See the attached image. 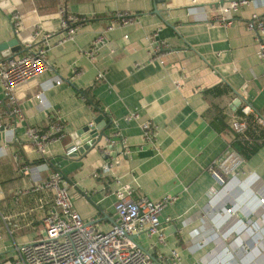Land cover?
<instances>
[{"label": "crops", "instance_id": "crops-1", "mask_svg": "<svg viewBox=\"0 0 264 264\" xmlns=\"http://www.w3.org/2000/svg\"><path fill=\"white\" fill-rule=\"evenodd\" d=\"M195 1L0 0V46L14 38L20 44L16 54L0 56H20L26 46L35 51L47 42L51 67L25 92L22 120L11 131L2 129L11 117L0 86V264H22L18 246L43 233L42 218L51 203L31 188L51 171L61 174L84 221L102 232L111 228L119 185L99 173L106 150L116 161L111 176L132 189L133 199L177 198L161 213V219L171 220L163 223V243L146 235L136 238L154 260L174 250L181 264H264V143L223 187L207 170L232 148L228 117L244 104L264 116V63L246 28L252 15L264 19V2L242 8L224 28L203 20L218 0ZM60 9L86 17L71 41H60ZM116 12L136 20L104 32ZM15 13L21 24L17 35L10 20ZM34 23L39 36L31 30ZM155 32L167 49L150 59L148 36ZM102 33L105 43L90 59L83 52ZM98 73H103L100 80ZM37 84L42 103L31 97ZM100 112L105 137L79 154L70 147L71 136ZM130 114L136 118L126 121ZM56 115L65 137L50 144L43 159L26 140L24 127L44 132L48 118ZM145 124L154 134L150 140ZM106 139L113 141L108 147ZM15 152L37 181L18 174ZM229 208L232 214L226 213ZM12 224L17 228L10 233Z\"/></svg>", "mask_w": 264, "mask_h": 264}, {"label": "built area", "instance_id": "built-area-1", "mask_svg": "<svg viewBox=\"0 0 264 264\" xmlns=\"http://www.w3.org/2000/svg\"><path fill=\"white\" fill-rule=\"evenodd\" d=\"M259 2L264 0H218L214 8L204 13L203 20L209 26L227 28L232 25L235 16L242 8ZM192 3L195 4L196 1L192 0ZM10 20L14 34H19L21 28L19 14H13ZM135 20L136 16L127 12L113 13L104 32L113 30L115 26L131 24ZM85 21L86 17L60 9L59 29L64 34L60 41L73 40ZM38 28L37 23L31 26L35 36H39ZM246 28L252 32L257 56L264 63V19L252 15L246 23ZM156 37V32L148 36L150 59L159 58L167 49V45ZM104 43L105 37L102 33L94 38L90 47L83 53L93 59L99 46ZM48 46L49 44L44 42V47L35 51L26 46L24 48L26 52L20 56L10 58L0 56V86L11 117L10 122L2 125V128L11 131L12 127L15 128L22 120L21 104L26 98L25 92L41 74L51 70L46 59ZM102 77L103 73H98L97 79L100 80ZM56 84H60V81ZM32 89L31 97L42 103L43 92L39 84ZM248 115H253L257 123L264 127V119L248 104H244L241 107V115L232 114L230 117V128L235 134H244L247 128L245 117ZM135 118V114H130L125 120L130 121ZM48 122V129L44 132L33 126L24 127L26 140L43 159L47 156L50 144L65 137L64 127L58 115L48 118ZM90 126L93 127L94 124L91 123ZM144 129L145 138L147 140L153 138L154 134L148 124L144 125ZM112 143L110 139L105 140L106 147ZM104 153L106 158L99 173L112 177L119 185L114 193V222L111 228L102 232L84 221L74 209L72 196L61 174L51 171L46 180L32 184L31 191L41 192L51 204L42 218L43 233L17 248L22 264H181L180 257L174 250L163 260H154L146 251L138 247L136 239L135 242L131 240V237L146 235L155 237L159 243H163V223H169L171 220L161 219V213L163 208L175 202L177 198L165 196L158 201H150L147 198L133 199L132 189L119 184L116 176H111V171L116 165L115 158L110 156L108 150ZM12 158L17 164L18 174L37 181L33 177L31 166L25 164L19 152H15ZM244 161L233 148L229 147L211 163L207 170L216 184L223 187L229 176L235 173ZM19 193L22 194V191ZM260 202L264 203V199H260ZM226 213L232 214L233 210L229 208ZM16 228V225L12 224L9 232L13 233Z\"/></svg>", "mask_w": 264, "mask_h": 264}, {"label": "water", "instance_id": "water-1", "mask_svg": "<svg viewBox=\"0 0 264 264\" xmlns=\"http://www.w3.org/2000/svg\"><path fill=\"white\" fill-rule=\"evenodd\" d=\"M20 50V44L17 38H14L8 41L6 44L0 46V53L2 56H10L16 54ZM239 100L233 103V109L235 110L236 107L239 105ZM104 115L100 112V115L93 121L94 126H85L81 128L76 133L72 134L71 139L72 143L71 146L77 147V151L79 154L83 153L85 149H89L93 147L98 141L104 136V125L105 122L103 121ZM111 123H108L110 126ZM3 129V128H2ZM136 237H131V240L135 242ZM138 247L144 250L139 244Z\"/></svg>", "mask_w": 264, "mask_h": 264}, {"label": "trees", "instance_id": "trees-1", "mask_svg": "<svg viewBox=\"0 0 264 264\" xmlns=\"http://www.w3.org/2000/svg\"><path fill=\"white\" fill-rule=\"evenodd\" d=\"M84 98L87 103L93 102V100L84 94ZM235 115H241V109L237 110ZM262 118V114H259ZM228 117V121H229ZM247 121V128L244 134H235L234 141L231 144L232 148L246 161L253 156L264 143V127L259 125L253 115L245 117ZM264 119V118H263ZM42 160H40L41 162Z\"/></svg>", "mask_w": 264, "mask_h": 264}]
</instances>
